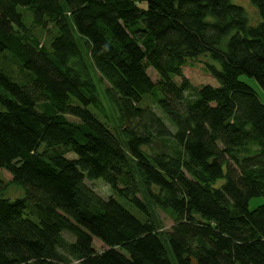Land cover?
Listing matches in <instances>:
<instances>
[{
  "label": "trees",
  "instance_id": "obj_1",
  "mask_svg": "<svg viewBox=\"0 0 264 264\" xmlns=\"http://www.w3.org/2000/svg\"><path fill=\"white\" fill-rule=\"evenodd\" d=\"M250 2L254 26L232 0H0V54L28 72L0 69V264H264ZM197 62L216 84L184 77Z\"/></svg>",
  "mask_w": 264,
  "mask_h": 264
},
{
  "label": "rangeland",
  "instance_id": "obj_2",
  "mask_svg": "<svg viewBox=\"0 0 264 264\" xmlns=\"http://www.w3.org/2000/svg\"><path fill=\"white\" fill-rule=\"evenodd\" d=\"M232 3L242 7L245 10L247 17H248V22L250 25L254 26L259 22V16H258V13L256 11V8L253 6V4L250 2V0H232ZM26 23L27 24L29 23V19H27ZM48 37H49V35H45V37H44L45 42L48 40ZM10 56L11 55L8 52H4L3 54H0V69H2L7 75H9L13 79L14 82L19 83L20 81L18 80V77L20 75H24L26 78V75H28V72L21 70L22 72H24L22 74V72L20 71V67H18L16 65V63L14 64V61L10 58ZM182 73H183L184 77L186 79H188L189 82L196 88H198L202 85H206V84H216V81L211 79L203 71V67H202V64L200 62L194 63L193 65H190V66H185L182 69ZM147 74L151 78L152 81L158 80V76L156 75V73L152 69H150V68L147 69ZM96 79L99 80L100 78L97 77ZM240 80L242 82H245L246 84H248L250 87H252L258 93L261 102L264 103V92L252 79H249L245 76H242L240 78ZM176 81L179 82V79H176ZM103 85H105L104 82H103ZM145 104L150 105V102L144 101L142 103V106H145ZM72 157H74L73 154H72ZM0 179L3 180L4 182H8V181H10V175L7 174L5 171L0 170ZM86 184L90 188H92L95 191V193H97L99 196H101L104 199H106L110 195V191H109L108 187L105 184H103L102 182H98V181L92 182V181L87 180ZM9 192L14 193L12 196H15L17 194V193H15L17 191L14 190L13 188H10ZM120 203L124 204V206L132 214L136 215V212L132 207L126 205L121 200H120ZM262 204H264V197L252 199L249 203V209L252 210V209H254L257 206L262 205ZM156 216H157V221H158V225H159V230L165 237L166 233L168 231H170L171 226L173 224L172 219L170 218L168 213L161 211V210H156ZM93 247L95 248L96 251H100V249H101V246L98 242H93Z\"/></svg>",
  "mask_w": 264,
  "mask_h": 264
}]
</instances>
